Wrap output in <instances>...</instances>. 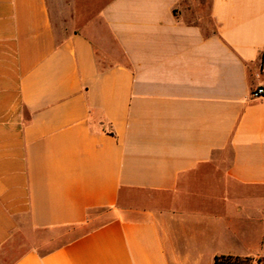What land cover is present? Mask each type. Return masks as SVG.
Listing matches in <instances>:
<instances>
[{"label": "crops", "instance_id": "obj_1", "mask_svg": "<svg viewBox=\"0 0 264 264\" xmlns=\"http://www.w3.org/2000/svg\"><path fill=\"white\" fill-rule=\"evenodd\" d=\"M258 89L264 0H0V264H259Z\"/></svg>", "mask_w": 264, "mask_h": 264}, {"label": "rangeland", "instance_id": "obj_2", "mask_svg": "<svg viewBox=\"0 0 264 264\" xmlns=\"http://www.w3.org/2000/svg\"><path fill=\"white\" fill-rule=\"evenodd\" d=\"M77 232L72 229H64L58 231H52L47 234H43L44 236L50 237V248L58 246V244H62L63 242H67L74 234Z\"/></svg>", "mask_w": 264, "mask_h": 264}, {"label": "trees", "instance_id": "obj_3", "mask_svg": "<svg viewBox=\"0 0 264 264\" xmlns=\"http://www.w3.org/2000/svg\"><path fill=\"white\" fill-rule=\"evenodd\" d=\"M215 264H249L248 261L234 259L233 257H217Z\"/></svg>", "mask_w": 264, "mask_h": 264}, {"label": "built area", "instance_id": "obj_4", "mask_svg": "<svg viewBox=\"0 0 264 264\" xmlns=\"http://www.w3.org/2000/svg\"><path fill=\"white\" fill-rule=\"evenodd\" d=\"M264 95V89H258L256 92L253 93V97H259ZM259 264H264V260L261 261Z\"/></svg>", "mask_w": 264, "mask_h": 264}]
</instances>
